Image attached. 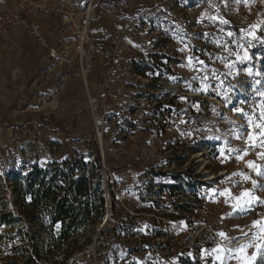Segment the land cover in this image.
I'll return each mask as SVG.
<instances>
[{"label": "rangeland", "instance_id": "374dc122", "mask_svg": "<svg viewBox=\"0 0 264 264\" xmlns=\"http://www.w3.org/2000/svg\"><path fill=\"white\" fill-rule=\"evenodd\" d=\"M94 14L100 44L125 40L142 63L136 100L104 102L99 72L87 90L29 40L0 43V216L19 172L100 171L113 196L79 264H264V0H99ZM17 225L0 224V264Z\"/></svg>", "mask_w": 264, "mask_h": 264}, {"label": "trees", "instance_id": "16d2710c", "mask_svg": "<svg viewBox=\"0 0 264 264\" xmlns=\"http://www.w3.org/2000/svg\"><path fill=\"white\" fill-rule=\"evenodd\" d=\"M15 178L19 205L15 214L4 210L0 224L19 228L5 238L1 264H79L77 253L106 225L105 190L113 196L100 171H30Z\"/></svg>", "mask_w": 264, "mask_h": 264}, {"label": "built area", "instance_id": "2783aa9c", "mask_svg": "<svg viewBox=\"0 0 264 264\" xmlns=\"http://www.w3.org/2000/svg\"><path fill=\"white\" fill-rule=\"evenodd\" d=\"M71 1L65 3L63 0H20L17 6L0 12V43L15 44L21 38L29 40L38 47L41 62L48 66L46 70L52 72L53 68L72 69L70 66L74 65L77 69L72 70L74 72H71V76L77 79L83 77L87 90L90 74L99 72L102 77L97 83L93 82L92 87L95 84L94 88L99 87L102 90L101 98L104 102L110 99L112 104L119 105L127 98L126 88L131 70L134 69L133 64L141 66L142 63L136 60L137 56L125 54L127 50L129 52L131 50L130 43L125 40L122 43L126 50L117 44L115 48L110 49L100 44L98 31L101 30L96 31L94 22L96 16L94 12L99 0H76L79 1L76 5ZM39 17L58 19L57 21L62 23L64 28H57L58 32L54 28L51 29L52 36L55 33L59 34L58 41L53 43L49 39L51 35H45L38 21ZM132 50L139 55L144 54V49L140 45L132 46ZM133 59L134 63L130 65L129 61ZM136 76L143 77L135 74L134 77ZM59 78L62 82L65 81V76ZM52 90L57 91L56 88ZM135 100L128 98L121 106H131ZM104 105L107 109L108 104ZM98 134L101 138L99 130Z\"/></svg>", "mask_w": 264, "mask_h": 264}, {"label": "crops", "instance_id": "0c3cea01", "mask_svg": "<svg viewBox=\"0 0 264 264\" xmlns=\"http://www.w3.org/2000/svg\"><path fill=\"white\" fill-rule=\"evenodd\" d=\"M52 25H54V24H58V21H56V20H54V19H51L50 21H49ZM50 24V25H51ZM63 26V25H62ZM60 28V27H59ZM42 30H43V32L45 33V35H47V36H49V35H51V37L49 38V39H51V41L53 42V43H55L56 41H58L59 40V34H57V33H55L53 36H52V32H51V29H48V28H42ZM21 42H19L18 43V45H21V43H22V45H28V42L26 41V39L24 38V39H22V40H20ZM31 43V42H30ZM29 46H32L33 48H32V50H31V52H33L32 53V55H35L34 54V52L36 51V52H39V50H38V47L35 45V44H33V43H31V44H29ZM39 54V53H38ZM33 58L35 59V56H33ZM34 62V61H33Z\"/></svg>", "mask_w": 264, "mask_h": 264}, {"label": "snow or ice", "instance_id": "6c2138e0", "mask_svg": "<svg viewBox=\"0 0 264 264\" xmlns=\"http://www.w3.org/2000/svg\"><path fill=\"white\" fill-rule=\"evenodd\" d=\"M221 235H223V234H221Z\"/></svg>", "mask_w": 264, "mask_h": 264}]
</instances>
